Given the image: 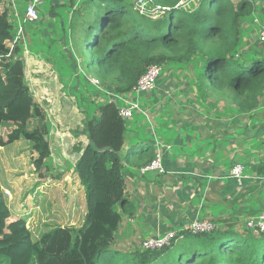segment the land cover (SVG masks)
<instances>
[{
    "label": "trees",
    "instance_id": "trees-1",
    "mask_svg": "<svg viewBox=\"0 0 264 264\" xmlns=\"http://www.w3.org/2000/svg\"><path fill=\"white\" fill-rule=\"evenodd\" d=\"M71 3L66 24L70 56H75L72 67L97 78L99 87H94L107 97L84 117L82 133L87 143L78 149L73 169L84 188L86 216L78 227L54 226L33 239L25 219H10L0 189V264H264V231L254 234L245 221L239 230L237 223L221 217L210 220L216 228L209 232L193 234L183 229L170 245L139 247L123 260L109 249L123 214L132 207L124 196L125 166L148 164L156 148L150 140L121 155L128 120L119 115L112 98L132 91L151 64L175 68L194 62L199 63L200 81L217 100L229 102L238 113L258 109L264 96V41L258 33L251 41L242 23L255 11L264 22V0H191L189 6L183 0H149L152 12L140 10L134 0ZM9 10L7 2L0 0L1 56L9 51L4 41L16 32ZM47 11L62 22L55 7ZM262 26H257V32ZM242 45L247 49L241 50ZM25 47L26 42L17 43L9 57L0 58V127L8 124L0 132V147L21 137L28 140L37 153L32 163L39 171L51 149L45 139L46 109L26 81ZM161 80L160 76L157 85ZM185 80L193 85L197 74ZM69 82V92L77 95L82 82L79 78ZM201 95L198 91V103L205 104ZM33 118L38 123L31 129L28 122ZM257 168L264 173V162Z\"/></svg>",
    "mask_w": 264,
    "mask_h": 264
},
{
    "label": "crops",
    "instance_id": "crops-1",
    "mask_svg": "<svg viewBox=\"0 0 264 264\" xmlns=\"http://www.w3.org/2000/svg\"><path fill=\"white\" fill-rule=\"evenodd\" d=\"M71 5V0H43L40 18L42 16L47 18L39 20L36 24H47L53 22L52 18L57 19L48 14L50 6L60 11L57 16ZM36 24L28 29L24 28L30 53L34 51L30 32L36 33ZM245 29L249 37L250 28ZM37 62L39 60H32L27 71L29 72L31 67L36 69ZM186 86L191 85H187L186 82ZM195 97L194 101H197V96ZM233 110L234 115L223 121L219 120L221 115L219 113L213 112V116L205 114L207 119H204L203 126L199 125L200 128L196 126L192 133L184 128L183 139L169 142L167 149L163 150L164 173L140 174L138 167L126 164L124 196L132 207L129 212L123 214L114 238L124 241V244H121L123 247H126L125 242L129 245L127 247L133 246L132 242L141 243L156 233L175 230L176 225L190 223L195 218L211 220L214 217H221L237 223V228L241 230L242 221L244 223L248 218L264 211V173L257 170L258 164L264 160L256 158L262 154L259 151L252 152L255 149L248 148V144L243 141L235 140L237 142L232 144L230 140L229 146H226L225 139L226 130L231 128V124L243 129L242 125L247 123L249 128L254 127L257 118L264 122V96L261 98L260 107L251 113H238ZM245 117H248V121L243 120ZM46 124L49 131L51 124L48 121ZM250 130L255 132V129ZM77 133L75 130L74 136L70 137L71 133L56 129L53 133L46 134L45 139L51 149L48 158L51 159L48 161L46 158L44 165L49 166L47 163L51 161L53 166L59 169L51 179L48 177V171L43 169L37 171L33 166L32 160L37 153L32 149L30 142L23 144V148L12 158L16 162L15 167L8 164L11 159L4 153L6 145L0 147V189L2 195L5 194L4 190L9 191V194L3 197L10 211V219H25L26 227L33 239H38L54 226L78 227L86 216L84 188L73 169L80 154L78 149L86 145L87 138L84 133L79 132L78 135ZM134 136L135 134L130 137L124 135L121 155L131 147L138 149L150 142L135 141ZM20 139L22 138L12 142L13 147L18 143L22 144ZM172 144L182 148V155L178 156L179 152L171 156L169 151ZM242 144L245 146L242 147ZM57 145H60V148H57ZM261 146L262 143H258L257 147ZM21 150H29L30 164L27 171L26 159L21 158ZM262 158L264 159V155ZM235 164L243 165V177L240 180L230 175V170ZM22 166L24 171L21 170ZM58 180H63L65 187L60 191L54 184V181ZM253 184H256V187H253ZM31 198L33 202H28ZM260 209L262 210L259 211ZM138 245L140 247V244Z\"/></svg>",
    "mask_w": 264,
    "mask_h": 264
},
{
    "label": "rangeland",
    "instance_id": "rangeland-1",
    "mask_svg": "<svg viewBox=\"0 0 264 264\" xmlns=\"http://www.w3.org/2000/svg\"><path fill=\"white\" fill-rule=\"evenodd\" d=\"M16 2L18 9L22 11L27 0H16ZM183 3L185 6H189L191 4V0H183ZM55 11L57 13L60 12L56 8ZM147 11L152 12L149 7H147ZM69 15V8H67L61 12L62 22H59L56 18H52L51 21L53 22H48L50 24H36L39 20H46L47 17L42 16V18L39 17V19L33 23H23V27L25 29H28L30 26H35L36 24L35 31L37 33L30 32V41L32 42V48L34 51L31 53L27 51L29 49V43H26V47L23 48V50H26L25 59L28 67L30 66V62L32 60H39V62L35 64L37 66L36 69L31 67L29 74L27 73L26 81L30 85V90L35 100L46 109L47 121L51 124L48 133L50 134L56 129H61L67 134L71 133L70 137H72L74 136L73 134L75 130L78 132L77 135L79 132H84L82 130V123H84V117L86 116L87 111L95 110L97 103L104 102L107 97L102 90L98 91V89L94 87H99V80L97 78L89 73H86L79 67L77 69L72 67V57L74 58L75 56H70L71 44L66 24ZM254 17H257L259 19V23L264 25L262 20L263 16L258 11L253 12L249 18H245L243 21V26L250 28L249 38L253 42H255V38H257V26H259L251 21ZM11 20L13 25L12 28L15 32L19 21L15 16H10V21ZM63 25L65 28H62ZM40 27L42 29H40ZM25 29L23 31L24 39H20L23 43H25L26 39ZM40 30L42 31L40 32ZM240 49H247V45H242ZM161 66L163 69L162 74L160 75L162 77L161 85L156 86L157 88L159 87V93L155 90L157 89L155 87L148 93L133 91L132 93L117 94L112 99L117 106H125L127 103L118 99V96L124 100H129L132 97L136 98L140 108L134 111L131 116L132 118L128 120L125 135H129L130 137L135 134V141L153 140L155 141V144L156 141H158L161 146H158L155 152L162 154L163 150L167 149L166 146L169 142L172 143L174 140L183 139V134L185 132L184 128H187L186 130L192 133L194 132L193 130H195L194 128L196 126L197 128L203 126L202 123L204 119H207L205 114L208 113V116H213V112L219 113L221 114L219 116L220 121L229 119L230 116L234 114L232 113V104L223 100H217V95L211 92L204 85V82L200 81V76L197 73V70H199V63L193 62L191 65H188V67L179 66L173 68L172 66L165 64ZM195 73L197 74L196 83L187 87L185 79L193 77ZM77 78L80 79L83 86L79 89L80 91H78V94L75 95L69 92L68 87L72 85L69 84V80H75ZM198 91L202 92L201 99L205 102V104L199 105L198 100L194 101ZM233 112H235V110H233ZM232 119L233 118L231 117L230 120ZM243 120L248 121V117L243 118ZM37 123L38 120L36 118L29 120L28 128H34ZM248 124L249 123H247V125L243 124V129H239L236 125L231 124V128L226 130V146H229L228 142L230 140L232 144L237 142L235 140L243 141L248 144V148L255 149V151L252 152L259 151L263 156L264 127L262 125H264V122L257 118V123L254 127L249 128ZM7 125L8 124L5 126ZM5 126L0 127L1 133L4 132ZM250 129H255V132ZM178 135L181 136L177 138ZM28 142V140L22 138L20 139V143L22 144L18 143L13 147V143H10L5 146L4 153L11 159L8 162L10 167L16 166V162H14L12 158L18 154L20 149L23 148V144ZM258 143H262L260 148L257 147ZM232 144L230 146H232ZM226 146L224 147L225 149ZM241 146L244 147L245 145L242 144ZM57 148H60V145H57ZM76 148L77 147H75V149ZM181 150L182 148L180 149L177 145H173L171 146L169 153H171V156H174L180 152L178 155L180 156L182 155ZM28 152L29 150H21V158L26 159V171L28 170L30 164ZM49 159L51 158H47L46 160L49 161ZM47 165L49 166L45 167L43 164L41 169L48 171V177L51 179L59 169L54 167L51 161L48 162ZM21 170L24 171V166H22ZM54 184L57 185L58 191L65 188L63 180L54 181ZM3 195L5 196V194ZM28 202H33V198H31ZM187 225L188 223L176 225V229L174 231L178 233L183 229H186ZM143 234L145 233L143 232ZM123 242L124 241L119 238H116L109 247L111 251L115 250L117 256H121V260L129 256L125 254H129L136 251V249H139L138 244H140L132 242L134 243L133 246L127 247L129 245L125 242L126 247H123L121 245L124 244Z\"/></svg>",
    "mask_w": 264,
    "mask_h": 264
},
{
    "label": "built area",
    "instance_id": "built-area-1",
    "mask_svg": "<svg viewBox=\"0 0 264 264\" xmlns=\"http://www.w3.org/2000/svg\"><path fill=\"white\" fill-rule=\"evenodd\" d=\"M10 7V16H15L18 21V27L17 30L13 36L12 39H7L4 41V44L9 48V51L7 54H5L4 57H9L12 53L14 46L17 43H23L20 39H24V27L23 23L29 22L33 23L39 18V12H40V6L43 3V0H27L25 7L23 11H20L18 9V5L16 0H5ZM134 4L136 7H138L142 11H146L147 7L149 6V0H134ZM159 8V7H158ZM254 24L260 25L259 19L257 17H254L252 20ZM259 39L261 41H264V26L259 28L258 32ZM26 42V40H25ZM28 51V50H27ZM26 54V50H25ZM3 56L0 55V58ZM162 66L160 64L154 63L151 64L146 71L140 75L139 79L137 80L136 85L133 87V90L130 91L131 93L133 91L139 92V93H148L152 91L156 85L157 81L162 74ZM129 93V92H127ZM118 99H121L122 102H126L125 106H117L118 107V113L119 115L125 119L129 120L132 118L134 111L140 108V105L135 97H132L129 100H124L123 98L118 96ZM158 146H161L158 141H156V148ZM140 174H145L147 172H151L154 174H161L164 173V169L162 166V154L159 152H155L154 158L146 165L140 167L139 169ZM243 165L241 164H235L231 170L230 175L238 180H240L243 177ZM5 194H9L8 190H4ZM246 226L250 228L254 234H258L262 231H264V211L259 212L257 215L252 216L248 218L245 222ZM215 227V224L206 218H195L193 221L188 223L186 229H188L193 234L198 233H204L209 232L213 230ZM177 232L173 229H169L165 232L156 233L155 235L148 237L141 241L140 248L141 249H158L162 248L164 246L170 245L172 240L175 238Z\"/></svg>",
    "mask_w": 264,
    "mask_h": 264
},
{
    "label": "water",
    "instance_id": "water-1",
    "mask_svg": "<svg viewBox=\"0 0 264 264\" xmlns=\"http://www.w3.org/2000/svg\"><path fill=\"white\" fill-rule=\"evenodd\" d=\"M112 96V95H111Z\"/></svg>",
    "mask_w": 264,
    "mask_h": 264
}]
</instances>
